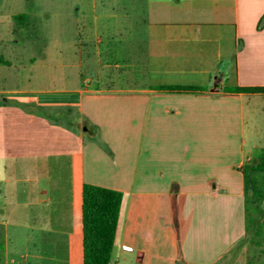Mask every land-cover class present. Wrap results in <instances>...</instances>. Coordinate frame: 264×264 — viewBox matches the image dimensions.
<instances>
[{
    "label": "crops",
    "instance_id": "obj_1",
    "mask_svg": "<svg viewBox=\"0 0 264 264\" xmlns=\"http://www.w3.org/2000/svg\"><path fill=\"white\" fill-rule=\"evenodd\" d=\"M0 5V47L18 52L0 63V264H84V185L124 195L111 264H216L238 246L264 93L230 90L264 88V0ZM42 6L65 24L37 28ZM52 45L74 53L66 88L28 89L33 69L58 78Z\"/></svg>",
    "mask_w": 264,
    "mask_h": 264
},
{
    "label": "trees",
    "instance_id": "obj_2",
    "mask_svg": "<svg viewBox=\"0 0 264 264\" xmlns=\"http://www.w3.org/2000/svg\"><path fill=\"white\" fill-rule=\"evenodd\" d=\"M26 14L14 17L22 27ZM264 27V18L259 28ZM1 64L4 62L0 57ZM160 90L194 91L186 87H164ZM234 93H264V88H237ZM245 183L246 235L240 242L255 246L264 253V149L257 150L242 167ZM123 193L94 185L82 191V226L84 264H111L123 204ZM182 264V263H178Z\"/></svg>",
    "mask_w": 264,
    "mask_h": 264
},
{
    "label": "rangeland",
    "instance_id": "obj_3",
    "mask_svg": "<svg viewBox=\"0 0 264 264\" xmlns=\"http://www.w3.org/2000/svg\"><path fill=\"white\" fill-rule=\"evenodd\" d=\"M7 7V5H0V9ZM23 10H34L35 5L28 4V5H21V9ZM39 12L41 14V19L37 21V28H42V30H49L50 27L53 24L60 25V28L62 25L65 24V20L54 18L53 17H47L52 14L50 7L42 6L41 8H38ZM50 10V11H49ZM33 27V26H32ZM34 29V27H33ZM56 38L53 37L52 40L56 41ZM61 38V37H59ZM63 38V37H62ZM53 46V45H52ZM14 50H21L23 47H13ZM56 48L58 49V53L56 55ZM46 49L50 50V47H27L25 51H23V58L24 59H30L33 57L45 56L46 54L49 56L50 52L46 51ZM53 60L54 62L57 60L59 68L54 72L57 73L58 78L54 79L52 78L53 82L50 81L49 77H47L46 72L43 71L42 73H39L38 71H35L33 69L31 74V80L28 79L27 82V88L31 90H61L66 88L63 83H61V77L63 74L67 75L68 69L63 68V66H66L69 64L71 60H73L74 53L71 51L70 47H55L53 46ZM14 52V51H13ZM9 52L6 50H2V47H0V57L4 58H11L12 61L16 60L17 58L14 56L15 53L18 52ZM14 58H12V57ZM46 61H50V56L46 59ZM45 62V61H44ZM31 72V70H30ZM36 77H39V80H36ZM264 107V105H263ZM249 109V107H248ZM256 119L258 121L259 129L254 130L252 126H249V131H246V149L248 151H252L250 147V142H257V144H260L261 148H264V110L259 111L258 115L256 116ZM216 264H264V253H261L259 249H257L255 246L251 244L241 245L239 244L236 246L230 253H228L226 256H224L222 259H220Z\"/></svg>",
    "mask_w": 264,
    "mask_h": 264
},
{
    "label": "built area",
    "instance_id": "obj_4",
    "mask_svg": "<svg viewBox=\"0 0 264 264\" xmlns=\"http://www.w3.org/2000/svg\"><path fill=\"white\" fill-rule=\"evenodd\" d=\"M126 250H132L131 248H129V247H126Z\"/></svg>",
    "mask_w": 264,
    "mask_h": 264
}]
</instances>
